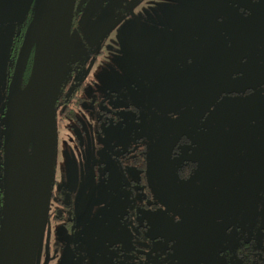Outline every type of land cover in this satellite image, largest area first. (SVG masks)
<instances>
[{
  "label": "flooded vegetation",
  "instance_id": "flooded-vegetation-1",
  "mask_svg": "<svg viewBox=\"0 0 264 264\" xmlns=\"http://www.w3.org/2000/svg\"><path fill=\"white\" fill-rule=\"evenodd\" d=\"M4 1L10 3L5 6L1 3ZM12 1L15 0H0V13L18 10L24 0L20 4ZM141 1L75 0L61 83L53 106L52 174L61 169L63 153L70 152L72 166L77 167L76 155L87 151L90 161L88 167L91 172L86 174L79 172L77 176H91L94 179L116 176L122 192L128 197H133L135 191L137 193L140 191L144 194L142 199H145L150 196V192L163 191L155 185L163 173L156 158V148H159V145H156L160 141L157 139L149 142L153 135L159 134L158 125L160 126L161 121H156L155 116L168 118L167 122L175 123L174 126L179 123L172 132L170 131L171 143L164 146L168 150L167 168L164 170L171 181L184 184L193 177L202 176L201 171L204 167L211 173L214 171L211 166L214 159L209 157L212 153L203 156L210 151L205 148L209 146L204 143L209 138L214 139L213 132L226 128L225 126L219 128L220 124L216 128L207 125L210 119L213 123H218L224 113L217 110L218 112L209 119L207 113L210 108L214 107L222 94L232 100L256 95L249 86L243 87L240 91L219 92L215 83H212L211 75L202 77L205 74L201 73L202 68L194 70H200L201 73V76H196L195 83L193 78H187L192 77L191 73L181 75L182 73L169 72L166 76L168 81L166 93H158L159 88L153 77L154 68L160 64L156 62V55L165 50L167 55L165 58H168L173 52H181L184 59L188 60V64H196L199 61L198 57L193 58L188 54L189 47L183 43L178 44L174 40L176 37H179L180 41L188 40L189 46L194 45L201 51L204 49L209 51L213 46L208 39L214 36L218 42L222 41L225 52L230 53L233 50L236 31H239L237 28L242 30V26H238L236 21L264 20V0H222L220 4L218 0H214L213 8L217 7L218 11L214 12L217 14L215 19L207 17L211 15L210 13L200 16L190 13L193 19L187 14V20L182 21L183 29L181 27L177 30L157 31L156 38L153 33L139 35L135 30L124 29L122 23L136 12ZM35 5V0H32L28 10L17 21L0 23V185L5 97L22 36ZM200 17L204 20L201 21ZM197 27L198 29H195ZM167 36L170 38L167 39ZM32 50L33 46L23 66L19 88L26 82ZM233 70L234 67L229 69V77L235 75ZM152 84L156 98L152 107L147 109V91ZM177 86L181 87L179 94L175 92ZM263 92L259 91V94ZM200 95L207 104L202 110L191 112L192 108L201 107L199 102L194 106L191 104L195 101L193 97L198 98ZM180 100L183 101L181 104ZM158 105L160 109L164 108L166 111L156 109ZM227 112L228 119L235 118L233 111ZM253 117L249 116L248 121L258 122L257 118L253 121ZM256 124L241 136L246 145V154L240 158L239 165L233 163L234 167L240 166L238 178L232 182L233 191L222 205L233 199L245 183L248 182L250 186H247L244 197L228 212L207 219L214 221L227 219L229 223L224 227L221 237L219 236L217 242L213 244L211 253L201 254L200 260L197 262L192 260L190 264H206L213 257H218L221 264H264V154L261 152L264 148V115ZM172 126L162 125L164 129H172ZM228 128L230 129L229 126ZM108 145L112 150L109 155ZM28 157L26 152V161ZM203 161L208 162L204 167L201 165ZM216 167L222 169L220 165ZM63 192L65 190L58 187L52 178L46 216L35 251V255L38 253L41 260L52 246H56L61 254L64 253L62 256L68 259L87 256L84 253L88 247L86 245L88 235L74 227L71 204L65 200ZM139 205L143 209H152L154 206L153 203L145 202ZM216 209L175 211L174 218L183 216L188 221L197 222L192 214ZM119 213L121 212L115 211V229H110L112 234L115 233L116 242L104 240L107 248L113 251L109 264H169L166 257L170 255L171 246H154L156 237L149 240L144 235L146 227L137 223L135 206L126 208L120 217ZM123 229H126L127 233L124 232V236L121 234ZM67 235L74 237L78 242L72 245ZM153 255L158 256V259L151 258Z\"/></svg>",
  "mask_w": 264,
  "mask_h": 264
},
{
  "label": "rangeland",
  "instance_id": "rangeland-1",
  "mask_svg": "<svg viewBox=\"0 0 264 264\" xmlns=\"http://www.w3.org/2000/svg\"><path fill=\"white\" fill-rule=\"evenodd\" d=\"M21 1L15 0L12 2L20 4ZM214 2V0H142L139 2L136 12L130 15L131 17H127L122 24L124 29L137 31L136 34L148 35L153 33L156 38L157 31L177 30L181 27L183 29L182 21L187 20V14L189 18L193 19L190 13L197 16L210 13L211 15L207 17L215 19L217 14H214V12L218 13V11L217 7L213 8L212 4ZM1 3L7 5L10 2L7 1L6 3L4 1ZM220 3H222V0H218V4ZM200 19L201 21L204 20L202 17ZM236 24L242 26V30L237 28L239 31H236V39L230 53L225 52L222 41L218 42L214 36L208 39L213 46L209 51L205 49L201 51L194 45L189 46L188 40L180 41V38L176 37L174 40L178 44L183 43L188 46V54L192 55L193 58L198 57L199 61L196 64H188V60L184 59L181 52H173L170 57L165 58L167 55L164 50L160 51V55H156V62L160 64L154 68L153 77L159 88L158 93L161 92L162 94L166 93L167 90L166 82L168 81L166 76L169 72L173 74L182 73L181 75L191 73L192 77L187 78H193L194 83L197 79L196 76L198 77L205 72L202 77L211 75L213 77L212 83H215L219 92H225V90L240 91L246 86L252 87V90L256 92V95L251 98L239 99L233 97L235 100L222 94L219 101L208 111L209 119L218 111L224 113L218 123H213L212 119H208L207 125L216 128L220 124L219 128L222 126L226 128V130L213 132L214 139L209 138L204 143V145L209 146L205 148L210 151L209 153L207 151V154L203 156L212 153L209 157L214 159V164L211 165L214 171L211 173L206 170L204 166L208 162L203 161L201 164L204 167V170L201 171L202 176L193 177L188 183L184 184L171 181L164 170L167 168L166 158L168 155V150L164 146L169 144L171 140L169 135L179 123L174 126L175 123L167 122L168 118H158L157 116H155L156 121H161L160 126L158 125L159 134L153 135L149 142H154L157 139L160 141L156 145H159V148H156V158L161 167V173H163L159 178V182L156 181L155 185L159 190H163L161 193L157 191L150 192L149 197L142 199L143 192L139 191L137 193L135 191L133 197H128L126 193L122 192L116 176L94 179L91 176L76 175L79 172L84 174L91 172L88 167L90 161L87 151L76 155L77 167L72 166L73 160L70 152L63 153L61 169L54 171L52 178L58 187L65 190L63 195L65 200L71 204L74 227H78L82 233L88 235V244L86 243L88 247L86 253H84L87 256L68 259V257L62 256L64 253L61 254L56 246H52L42 260L39 259L38 253L34 255L33 264H109L113 251L107 248L104 240L116 242L115 233L112 234L110 230L115 229V211L122 213L126 208H132L133 205L137 209V223L144 224L146 227L144 235L149 240L156 237L157 240L154 241V246H171L170 255L166 257L169 264H190L192 260L194 262L200 260L201 254L211 253L213 244L217 242L219 236L221 237L224 227L229 221L224 218L225 220L214 221L210 219L196 222L188 221L183 216H178L175 219L174 215L175 211L182 212L185 209H216L229 198L234 188L232 182L238 178L237 172L238 167H240L238 163L240 158L246 154V145L241 136L255 127L256 123L259 122V118L264 115V92L259 94V91H264V20L238 19ZM102 28L105 27L102 26ZM195 29H198V27ZM202 29L204 28L202 27ZM168 38L170 37L167 36ZM233 67L235 75L229 77L228 71ZM200 68L203 69L201 73L200 70L194 71ZM224 69L225 71H223ZM222 73H225V75L223 76ZM189 82H192V80H189ZM177 87L175 92L179 94L181 87ZM161 96L163 98V95ZM193 99L195 101L191 104L194 106L196 102H199L201 107L198 109L194 107L191 112L200 111L207 104L202 95L198 98L194 96ZM181 102L183 101L180 100V104ZM159 107L158 105L156 109H160ZM160 110L163 112L164 108ZM228 110L233 111L235 114L234 119L227 118L229 115ZM254 115L256 117H253ZM249 116L253 117V121L257 118L258 122H249ZM167 124L173 125L172 129L162 127V125L167 126ZM216 135H219V137ZM171 137L174 138L175 136L171 135ZM66 150L69 151L68 148ZM110 152L112 150L108 145V155ZM233 163L238 165L234 167ZM217 165H220L222 169L216 167ZM108 171L110 173V169ZM143 202L153 203L154 206L152 209H143L139 205ZM121 213H119V217ZM125 230L122 231V236H124V232L126 233ZM67 238L72 245H74V242H78L74 237L71 238L67 235ZM157 257L153 255L151 258L158 259ZM206 264H221V260L218 257H213Z\"/></svg>",
  "mask_w": 264,
  "mask_h": 264
},
{
  "label": "water",
  "instance_id": "water-1",
  "mask_svg": "<svg viewBox=\"0 0 264 264\" xmlns=\"http://www.w3.org/2000/svg\"><path fill=\"white\" fill-rule=\"evenodd\" d=\"M31 2L24 0L18 10L0 13V23L17 21ZM74 2L35 0L15 59L2 120L0 264H32L43 228L52 182L53 106L61 83ZM32 46L29 73L19 88ZM154 89L152 84L147 91V109L155 102ZM261 152L264 154V148ZM26 176L33 178V185L25 196ZM247 186L248 182L216 210L192 215L198 221L224 215L244 197Z\"/></svg>",
  "mask_w": 264,
  "mask_h": 264
},
{
  "label": "bare ground",
  "instance_id": "bare-ground-1",
  "mask_svg": "<svg viewBox=\"0 0 264 264\" xmlns=\"http://www.w3.org/2000/svg\"><path fill=\"white\" fill-rule=\"evenodd\" d=\"M33 125V123H31V126ZM33 185V178L31 176H26L23 179V192L25 193V196L29 194V192L31 191Z\"/></svg>",
  "mask_w": 264,
  "mask_h": 264
},
{
  "label": "trees",
  "instance_id": "trees-1",
  "mask_svg": "<svg viewBox=\"0 0 264 264\" xmlns=\"http://www.w3.org/2000/svg\"><path fill=\"white\" fill-rule=\"evenodd\" d=\"M28 171V166L26 167V172ZM52 183V182H51ZM50 189H51V187H50Z\"/></svg>",
  "mask_w": 264,
  "mask_h": 264
}]
</instances>
